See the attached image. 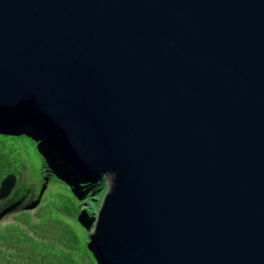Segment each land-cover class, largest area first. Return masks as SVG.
<instances>
[{
    "label": "water",
    "instance_id": "water-1",
    "mask_svg": "<svg viewBox=\"0 0 264 264\" xmlns=\"http://www.w3.org/2000/svg\"><path fill=\"white\" fill-rule=\"evenodd\" d=\"M17 124L71 176L113 174L103 264H264V0H0Z\"/></svg>",
    "mask_w": 264,
    "mask_h": 264
},
{
    "label": "trees",
    "instance_id": "trees-1",
    "mask_svg": "<svg viewBox=\"0 0 264 264\" xmlns=\"http://www.w3.org/2000/svg\"><path fill=\"white\" fill-rule=\"evenodd\" d=\"M21 130L24 131L17 133ZM14 132L15 134L1 133L2 137L0 138L5 141L7 139L5 135H9L12 139L17 136L24 148L36 147L35 155L24 156L23 154L22 156L18 153L21 158L17 159L14 151L11 152L9 148L0 145V180L7 174L15 175L14 186L0 200V215L16 213L13 218L18 219L19 223H29L30 227L34 229L33 232L36 233L34 245L37 247V250L32 249L33 256L29 254L20 255L23 259H15L14 264H75L74 254L77 250L84 253V264H95V262L100 264L98 255H96L94 247L91 246L90 231L93 227L91 221L93 216L98 213L101 198L105 191L104 178L97 181H82V179H76L72 176L68 181L63 180L62 177H67L68 169L58 163L60 174L56 175L48 161L50 159H48L49 152H54L50 148L49 151L45 149L47 145L44 139L41 138L42 143L34 140L36 134L28 125H22ZM46 183L48 185L49 183L56 184L57 191L53 199L47 202L44 201L45 199L42 200L38 208H42L48 203L45 207L46 215L55 223L60 224V228L57 227L53 238H48L47 234L40 233L41 223L39 221L37 223L29 211L32 206H36L34 203ZM58 200L66 208L64 216L59 211L60 203ZM61 231L66 233L65 237ZM24 233L22 231V234ZM68 237L74 239L72 242L75 245H70L66 249L61 246V242ZM30 241L32 242L29 239L27 243ZM85 241H87V247ZM10 262L11 260L5 258V264H10Z\"/></svg>",
    "mask_w": 264,
    "mask_h": 264
},
{
    "label": "rangeland",
    "instance_id": "rangeland-1",
    "mask_svg": "<svg viewBox=\"0 0 264 264\" xmlns=\"http://www.w3.org/2000/svg\"><path fill=\"white\" fill-rule=\"evenodd\" d=\"M5 136L7 137L5 141H3V138H0V145L5 148H9L11 152L14 151V155L16 156L17 159L21 158V155H19L18 153L22 154V156L23 154L24 156L26 155L29 156L33 154L35 155L34 153L36 149L35 146L24 148L19 138H17V136H14L13 139L10 138L9 135H5ZM0 137L2 136L0 135ZM46 141H48L47 138ZM102 178H104L105 180V190H107L113 184V174H108V173L104 174ZM56 191H57L56 184L49 183L48 185V183H46V185L41 190V193L39 194L37 205L34 208L29 209L30 214L36 220V222L38 223L39 221L41 223L39 230L40 233L47 234L48 238H53L55 236L57 227L60 228V224L55 223L54 220L49 219L48 216L46 215L45 207L48 205V203H46L42 208H38V206L40 205L41 201L44 199L45 202L53 199L55 197ZM58 202L60 203L59 211L61 215L64 216L66 212V208L59 200ZM14 215H16V213H9V214L5 213L0 215V264H5V258L11 260L10 264H14L15 259L17 260L23 259V257H20V255L25 256L29 254L33 256L32 249L34 248L35 250H37V247L34 245L35 243L34 238L36 239V235H35L36 233L35 231L33 232L34 229L31 228L30 224L27 222L19 223L18 219L13 218ZM22 231H24L25 233L22 234ZM61 232L63 233L62 235L65 237L66 233H64L63 231ZM29 239H31L32 242L30 241L29 243H27ZM73 240L74 239L70 237L66 239L64 238V240L61 242V246L67 249L69 248L68 246L75 245L72 242ZM85 243L87 247V241H85ZM95 250L99 254L98 248H96ZM74 255L76 258L75 264H84L83 261L84 253L82 251L77 250ZM95 264H98V262H95Z\"/></svg>",
    "mask_w": 264,
    "mask_h": 264
},
{
    "label": "bare ground",
    "instance_id": "bare-ground-1",
    "mask_svg": "<svg viewBox=\"0 0 264 264\" xmlns=\"http://www.w3.org/2000/svg\"><path fill=\"white\" fill-rule=\"evenodd\" d=\"M16 127H17V125L7 126V128L9 130H12V131H14L15 129H17ZM45 149H47L49 151V147L46 146ZM57 159H58V163L59 164L63 165L64 167H67V164L65 162L64 156L62 154L57 155Z\"/></svg>",
    "mask_w": 264,
    "mask_h": 264
},
{
    "label": "clouds",
    "instance_id": "clouds-1",
    "mask_svg": "<svg viewBox=\"0 0 264 264\" xmlns=\"http://www.w3.org/2000/svg\"><path fill=\"white\" fill-rule=\"evenodd\" d=\"M35 134L37 133L38 135L40 134L39 132H37L36 130L35 131H33ZM40 135H42V134H40Z\"/></svg>",
    "mask_w": 264,
    "mask_h": 264
}]
</instances>
